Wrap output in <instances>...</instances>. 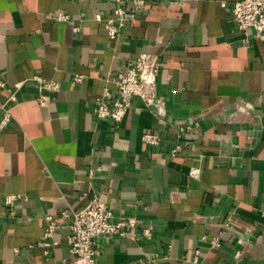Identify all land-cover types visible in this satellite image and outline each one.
Returning a JSON list of instances; mask_svg holds the SVG:
<instances>
[{
	"label": "crops",
	"instance_id": "1",
	"mask_svg": "<svg viewBox=\"0 0 264 264\" xmlns=\"http://www.w3.org/2000/svg\"><path fill=\"white\" fill-rule=\"evenodd\" d=\"M234 1L132 0L112 39L109 0H0V102L19 121L0 129V264H76L64 228L44 252L46 216L66 224L96 197L132 223L98 264H264V35L237 28ZM142 52L160 59L165 121L139 97L120 123L98 119Z\"/></svg>",
	"mask_w": 264,
	"mask_h": 264
},
{
	"label": "built area",
	"instance_id": "2",
	"mask_svg": "<svg viewBox=\"0 0 264 264\" xmlns=\"http://www.w3.org/2000/svg\"><path fill=\"white\" fill-rule=\"evenodd\" d=\"M112 4V12L105 20V29L110 38L118 37L126 22L134 17L131 10L132 0H109ZM227 6L226 2L222 3ZM231 15L238 29L254 31L255 36L264 35V0H236L230 4ZM97 20H103L100 13L95 14ZM57 19L60 21L69 20L70 15L59 13ZM75 27V31H79ZM161 70L158 55L150 52H142L134 60L132 66L126 70L119 71L114 81L117 89L116 94L108 88L104 89L94 106V114L98 119H111L120 123L129 108L132 106L133 97H139L143 107L150 110L161 121H165L167 115L164 101L159 96L158 74ZM43 87L48 91H55L60 88V83L55 80H47L39 77ZM75 81L81 82L82 75H75ZM7 82L0 76V90ZM49 96L43 94L40 102L45 104ZM0 129L4 128L10 121L19 123L13 113V106L0 102ZM143 140L151 145L160 143V135L145 133ZM180 146L172 150L175 153ZM93 175V172H90ZM20 195H9L7 203L12 204L13 200ZM62 217L68 219L66 224L57 222L54 215H47V226L44 238L40 245L45 253H49L51 247L57 244L55 234L62 228L66 231V238L71 254L76 264H98V257L102 252L103 239H109L114 235H124V229L132 223L125 221H114L113 213L109 205L100 198L92 199L86 206L80 209L62 211ZM152 227L143 229V234L151 236ZM219 237L212 239V245L219 244Z\"/></svg>",
	"mask_w": 264,
	"mask_h": 264
}]
</instances>
